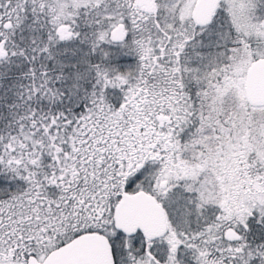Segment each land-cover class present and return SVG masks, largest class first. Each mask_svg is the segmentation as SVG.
Listing matches in <instances>:
<instances>
[{
	"label": "snow or ice",
	"instance_id": "6c2138e0",
	"mask_svg": "<svg viewBox=\"0 0 264 264\" xmlns=\"http://www.w3.org/2000/svg\"><path fill=\"white\" fill-rule=\"evenodd\" d=\"M0 264H264V0H0Z\"/></svg>",
	"mask_w": 264,
	"mask_h": 264
}]
</instances>
